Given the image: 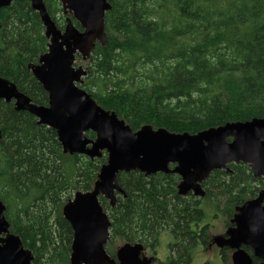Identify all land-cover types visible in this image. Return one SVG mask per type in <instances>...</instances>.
Here are the masks:
<instances>
[{
	"label": "trees",
	"instance_id": "1",
	"mask_svg": "<svg viewBox=\"0 0 264 264\" xmlns=\"http://www.w3.org/2000/svg\"><path fill=\"white\" fill-rule=\"evenodd\" d=\"M108 1L106 44L95 43L80 85L98 105L133 130L151 125L196 133L264 116V0ZM43 3L57 28L64 27L60 2ZM44 31L30 0L0 8V78L46 105L48 94L28 69L47 51ZM105 161L106 154L63 153L54 129L0 100V200L32 264H70L73 232L62 206L76 191L92 189ZM229 169L210 172L203 198L178 195L174 173L119 172L126 196L117 194L114 206L99 196L110 221L106 252L115 255L116 240L154 243L169 230L177 241L170 264H188V245L205 231L198 228L204 203L245 199L264 183L244 163Z\"/></svg>",
	"mask_w": 264,
	"mask_h": 264
},
{
	"label": "water",
	"instance_id": "2",
	"mask_svg": "<svg viewBox=\"0 0 264 264\" xmlns=\"http://www.w3.org/2000/svg\"><path fill=\"white\" fill-rule=\"evenodd\" d=\"M13 0H0V8ZM65 17L63 30L48 15L43 0H30L39 13L48 38L47 51L28 69L48 94V104L37 105L20 92L13 82L0 78V100L13 102L16 110L33 114L39 124L55 130L62 152L82 154L90 159H107L101 165L93 188L76 191L62 206V216L73 232L70 264H152L153 258L139 257L140 243L122 244L115 258L104 248L109 238L110 221L99 203V196L116 202L124 194L117 174L138 170L145 175L156 172L176 173L179 194L192 191L204 197L201 182L216 169L230 171V163H246L254 176L264 177V116L245 121H231L196 133L172 132L164 127L142 125L133 130L114 111L107 110L82 87L87 66L75 65L76 58L87 61L96 42L106 44L104 15L111 8L108 0H58ZM73 18L80 26L76 27ZM94 133V138L85 135ZM173 164L170 168L169 165ZM264 186L256 198L237 209L228 228L227 239L217 235L218 247L235 248L241 243L255 245L253 236L264 233ZM5 204L0 200V264H32L33 254L18 235L9 230ZM233 264H251L250 257L237 250Z\"/></svg>",
	"mask_w": 264,
	"mask_h": 264
},
{
	"label": "flooded vegetation",
	"instance_id": "3",
	"mask_svg": "<svg viewBox=\"0 0 264 264\" xmlns=\"http://www.w3.org/2000/svg\"><path fill=\"white\" fill-rule=\"evenodd\" d=\"M81 85V84H80ZM80 85H78L79 87H81ZM3 101V100H2ZM13 103V102H12ZM48 104V102H47ZM44 105V104H37V105H44V106H47ZM14 105V104H13ZM37 119V118H36ZM137 130V129H136ZM168 130V129H167ZM88 131L85 132V135ZM174 132V131H172ZM87 136V135H86ZM95 136V135H94ZM57 137V135H56ZM88 137V136H87ZM90 138V137H89ZM94 138V137H93ZM58 140V139H57ZM61 146V145H60ZM62 149V148H61ZM68 154V153H67ZM106 154V159H107V153L105 151H102V155ZM70 155V154H69ZM82 155V154H81ZM101 155V156H102ZM85 156V155H84ZM100 156V157H101ZM87 157V156H86ZM100 157H96V158H100ZM89 158V157H88ZM94 159V158H93ZM106 162V161H105ZM104 162V163H105ZM103 163V164H104ZM240 163H243V162H240ZM231 164V163H230ZM233 164H238V163H233ZM246 164V163H244ZM248 165V164H246ZM170 168L173 167V164H170L169 165ZM229 167V165H228ZM249 167V165H248ZM250 169V167H249ZM221 170H224V169H221ZM251 171V169H250ZM99 172V171H98ZM142 173V172H141ZM157 173V172H156ZM163 173V172H161ZM252 173V171H251ZM98 174V173H97ZM144 174V173H143ZM170 174V173H169ZM176 174V173H174ZM210 174V173H209ZM177 175V174H176ZM253 175V173H252ZM178 176V175H177ZM208 177V176H207ZM206 177V178H207ZM253 177H256L253 175ZM258 177H262V176H258ZM205 178V179H206ZM264 179V177H262ZM204 181V180H203ZM203 181L201 182V187H202V183ZM95 182V181H94ZM180 182V176H178V181H177V184ZM177 184H176V192L178 195H181V196H185L187 195L188 197L189 196H194V197H197L193 194L192 191H187L185 194H179L178 193V190H177ZM94 185V183H93ZM263 186H264V183H263ZM263 186L260 188V189H257V191H252V192H249L250 193V196L248 198H245V199H242L241 196H238L236 198V200L234 202H230L229 200L226 199V197H224L223 199L219 200V203L218 205H213V204H209L208 206L209 207H217V214L221 215V221H223V228L222 230L217 234V235H220L221 237L227 239L228 236L226 234V231L228 228H232V227H237L236 225V222H233L232 219L233 217L235 216V214H238L240 213V211L237 209L238 207L242 206L245 202L249 201V200H252L254 198H256L259 194V191L263 188ZM93 188V187H92ZM203 188V187H202ZM206 193V191H205ZM240 194V193H239ZM238 194V195H239ZM121 195V194H120ZM73 196V195H72ZM101 196V195H100ZM123 196L125 197V193L123 194ZM103 197V196H102ZM72 198V197H71ZM116 198H117V194H116ZM198 198H203V197H198ZM70 199V198H69ZM68 199V200H69ZM67 202V201H66ZM109 202V201H108ZM233 203V204H231ZM110 205V204H109ZM207 206V205H206ZM261 206L264 207V200L261 202ZM215 215V214H214ZM208 214L205 213V216L203 217V219L200 220V222H198V228H205V231L203 232V236L202 238L200 236H197L196 239L194 240L193 243H191V245H188V250H187V254H188V264H193V249L194 247H206L208 249H214L216 250V255H215V258L213 259L212 262L210 261H203L202 264H233L232 263V254L233 252L237 251V250H243L251 259V264H264V233L261 232V233H256L252 238L255 242V245H250V244H246V243H241L239 246L235 247V248H230L228 246H221V247H218L216 244H214L212 241H213V238L215 237H212L211 239L209 238V234H208V231H209V227L213 225L212 221H208L207 220V217ZM215 218V217H214ZM220 219V217H217ZM8 221V220H7ZM189 225V224H188ZM192 227L194 225V222H191L190 224ZM110 228V227H109ZM10 230V229H9ZM163 232H168L171 236V240L170 242L167 243V248L166 250L164 249V255L163 256H159L158 255V249H157V245L159 244V237L158 239L154 242V243H148V242H143V241H134V242H129V241H126V242H129L130 244H135V243H140L142 245L141 247V250L139 252V257H147V258H150L152 257L153 258V263L152 264H170L171 260L172 259H177V254L175 252H173L172 250V246L173 244H175L177 241H176V238L175 236L173 235L172 232H170L169 230H165ZM162 232V233H163ZM198 235V234H197ZM216 235V236H217ZM160 236V235H159ZM73 237V235H72ZM108 241V240H107ZM72 242V241H71ZM126 242H123L126 243ZM194 245V246H193ZM120 247V246H119ZM118 247V248H119ZM71 248V246H70ZM116 248V251L117 249ZM71 250V249H70ZM116 251H115V255H116ZM107 253V252H106ZM108 254V253H107ZM109 255V254H108ZM115 255L114 256H110L112 258H115ZM189 255H190V258H189Z\"/></svg>",
	"mask_w": 264,
	"mask_h": 264
},
{
	"label": "rangeland",
	"instance_id": "4",
	"mask_svg": "<svg viewBox=\"0 0 264 264\" xmlns=\"http://www.w3.org/2000/svg\"><path fill=\"white\" fill-rule=\"evenodd\" d=\"M66 17V16H65ZM63 30V27L60 28ZM49 41V40H48ZM87 61H82L80 57L76 58L75 65H85ZM263 185H259L258 189H260ZM223 197L221 196L218 198V200H221ZM210 202L204 203V210L208 216L206 217L208 221H212L213 225L209 227V238L216 236L223 228V221H221V215L217 214V207H209L208 205ZM207 205V206H206ZM215 214V215H214ZM215 217V218H214ZM217 217H220L217 218ZM171 236L168 232H163L159 236V244L157 245L158 249V255L163 256L164 255V249L167 248V243L170 242ZM123 242L121 240L115 241L114 249L119 246H121ZM193 264H202L203 261H210L212 262L216 255V250L214 249H208L206 247H194L193 249Z\"/></svg>",
	"mask_w": 264,
	"mask_h": 264
},
{
	"label": "bare ground",
	"instance_id": "5",
	"mask_svg": "<svg viewBox=\"0 0 264 264\" xmlns=\"http://www.w3.org/2000/svg\"><path fill=\"white\" fill-rule=\"evenodd\" d=\"M53 260V259H52Z\"/></svg>",
	"mask_w": 264,
	"mask_h": 264
}]
</instances>
